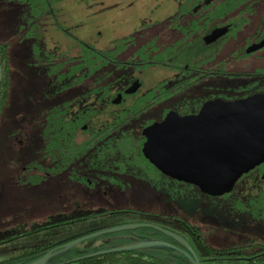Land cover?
Returning <instances> with one entry per match:
<instances>
[{
  "label": "rangeland",
  "instance_id": "rangeland-1",
  "mask_svg": "<svg viewBox=\"0 0 264 264\" xmlns=\"http://www.w3.org/2000/svg\"><path fill=\"white\" fill-rule=\"evenodd\" d=\"M177 1L180 2L49 0L56 17L43 18L34 25L36 32L41 33L40 37L27 34L35 15L24 13L25 6L17 5L15 1L0 2V42L8 45L12 71L10 95L0 113V242L20 233L51 227L46 237L42 232L33 238H21L0 245V260L13 256L16 249L67 241L90 231L114 226L156 222L170 226L166 220H157L160 213L169 216L175 223H185L197 231L206 246L241 247L250 253L254 252L255 246H264V222L256 220L246 211L249 200L257 198H253V193L249 191V178L241 179L230 197L214 200L202 196L186 184L167 180L154 182L144 176L145 179L134 167L129 168L124 176L120 175V179L114 172H107L105 177L109 174L113 178L111 182L107 179L99 182L86 175L84 177L88 182H60L59 178L45 180L41 172H30L31 164L42 160L40 150L43 143L40 144L38 131L44 123L43 117L64 99L61 94H54L56 83L48 77L49 64L45 63L46 59L50 57L59 61L63 55L74 58L81 50L77 40L97 50H110L118 58L132 59L135 51L141 50L144 38L149 35L147 32L155 30L154 23L175 15ZM137 38L141 42L135 44L134 50L130 49L132 45L126 41H136ZM115 49L122 50L116 54ZM62 60L69 62L67 57H62ZM175 61L183 64L188 60L186 54L181 53ZM112 67L106 66L89 80L93 85L111 90L104 100L98 94L101 103L95 100L93 105L99 109L98 114L132 115L142 110L121 128L126 135V129H130L138 137L147 120L161 117L167 111V106L171 107L164 100L154 106L149 105L154 102L152 97L156 93V82L171 76L173 71L164 68ZM135 82L140 83L137 93L125 96V103L119 106L109 104V96L114 97L115 93ZM80 86L82 89L73 95L80 97L85 91L83 87H86V83ZM102 103L104 105H100ZM84 104L79 103L78 109ZM106 119L97 116L93 123H89L85 135L78 129L80 138L77 144L84 142L88 134L94 132L93 127L101 130L103 125L98 123L107 122L104 123L106 127L114 124L111 118ZM119 129V134L107 133L110 134L108 139L100 143L96 141L87 152L97 147L99 149L104 144L109 146V143L120 142L124 132ZM106 146L105 150H109L110 147ZM109 159L101 160L97 168L103 169L105 164L112 167L113 162ZM33 174L35 181L31 180ZM248 194L252 196L248 197ZM95 239L60 251L47 263L57 264L73 256L85 255L109 240L102 237ZM189 239L200 255L203 245L194 238Z\"/></svg>",
  "mask_w": 264,
  "mask_h": 264
},
{
  "label": "flooded vegetation",
  "instance_id": "flooded-vegetation-1",
  "mask_svg": "<svg viewBox=\"0 0 264 264\" xmlns=\"http://www.w3.org/2000/svg\"><path fill=\"white\" fill-rule=\"evenodd\" d=\"M10 1H15L17 5L21 4V6H25L23 8L24 13L35 15L33 17L34 23L28 26L27 31V34L29 33L31 36L40 37L41 35L40 32H36L34 27L37 22H41L43 18L52 17L54 19L56 17V11L49 4V0L47 2L45 0H0L3 3ZM154 25L156 27L155 30L152 33L147 32L149 35L144 38L141 50L139 52L135 51L136 55L132 59H126L125 57L123 59L118 58V55H115L110 50H97L90 46V44L82 43L80 40H77V42L80 44L81 50L74 58L63 55L59 58V61H55L50 57L46 59L45 63L49 64L48 77L54 79V83H56L54 94H61L64 96V99L60 104L53 106L49 111L50 113H46L43 117V122L47 118L51 121L59 120L60 128L54 131V135H56L54 139L50 134L48 135L50 137L46 136L47 132L43 129L38 131L40 144L43 143L40 150L42 160L38 162L34 161L29 168L30 172L38 171L42 173L43 179L59 178L60 182L62 180L72 183L76 181L88 182L84 177L85 175L91 176L99 182H104L106 179L108 182H111L113 178L109 174L105 177L107 172H114L120 179L128 172L129 168L134 167L139 170L143 178L147 177L154 182L167 180V182L172 181L186 184L200 192L202 196L214 200L230 197L231 193L233 194L235 185L241 179L249 178L251 181L248 184L249 191L253 193V198L261 197V195H264V179L262 177L264 174V162L254 167L247 174L242 175L236 181L230 193L217 197L209 196L203 194L190 180L181 176V174L186 173V170L184 167H180L181 164L176 156L159 152L166 150L162 147L167 146L163 145L165 138H163L162 133L159 131L154 133L153 137L150 138L152 146L151 150L147 153L149 157L157 161V164L150 161V158L146 157L143 153L145 144L149 141L143 135V131L154 125H161L170 114H175L179 118L190 121L186 126V130L188 134H192L190 142L192 144L195 140V134L200 135L201 133H208L210 131L207 128V121L220 117L219 112H217L219 104H235L250 99H256L257 105L249 111V115L260 119L264 118V0H180L174 16L166 18L163 22H156ZM126 42L130 43L132 45L130 49L134 50L133 48L141 42V39L137 38L136 41L130 39ZM119 50L122 49H115L114 52L117 54ZM95 52L102 57L110 55L108 58L110 62L121 64L117 66L119 69L164 68L173 71L171 76L156 82L154 85L156 93L152 97L154 102L149 105L154 106L164 100L171 107L167 106V111L161 117L147 120L146 124H143L138 137L132 134L131 132L133 131L130 129H126L128 135L125 134V130H121L138 113L135 112L132 115L123 113L94 114L93 104L95 100L101 103L98 97L94 98V85L92 81H89L94 76L92 70L94 69ZM181 53H185L188 60L183 64L175 61V58ZM62 57L69 58V62H64ZM84 57H87L86 61ZM113 69L115 70V68ZM84 83H86V87H83L85 91L83 89L84 92L81 96L73 95L75 91L82 89L79 85H83ZM89 83H91V86ZM135 83L139 85V88L135 92L137 93L140 89V83ZM11 86L12 73L10 90ZM131 86H127L121 92L115 93L114 97L109 96V104L114 106L124 104L125 96L135 94H125V91ZM118 96H120V102L114 104V100ZM104 98L105 96H103V100ZM79 103H85L81 109H78ZM207 105L210 108L203 114V109ZM97 116L103 120L107 118V121L109 118L113 121L119 120L118 129L120 128L119 130L124 132L121 136V141L112 145L109 143V146L104 144L106 147H110L109 150H105L104 145H102L99 149L97 147L87 152V150L94 146L96 141L100 143L108 139L111 132H118L119 134L118 129L111 128L112 124L106 127L107 124L104 123L107 122L98 123V125H103V128L97 130L93 127L94 132L88 134L87 139L82 142L86 144L85 149L82 145L83 147L79 150L80 145L77 144L80 138L78 129H80L81 133L83 132L82 135H85L89 123H93V120ZM82 123L84 124L82 125ZM168 127L174 131L178 127L177 122L172 120ZM107 133L110 134L108 135ZM167 140H169L168 136ZM51 141L59 143L58 146L53 148L55 160H53L52 155H49L48 151V148H52L48 145ZM167 148V150L172 149V147L168 146ZM113 155H117V157H113ZM107 157L110 158L109 160H112V167L109 168L105 164V168H97L100 167V161L105 160ZM35 179V175L33 174L31 180L35 181ZM252 195L248 194L247 196L251 197ZM261 199H264V196ZM169 218V216L160 213L157 220H166L170 226L157 222L155 224L151 223V225L161 227L185 239L196 254L200 264L208 260L209 258L202 256V251L200 255L196 253L189 239L194 238L202 244L198 232L185 223H175L173 219ZM58 226H61V224ZM48 228L51 227L46 226L32 232L43 230L42 232L44 233ZM96 231L100 230L79 235L67 240L66 243ZM146 239L150 238L146 237ZM160 239L159 241L189 254L183 246L171 238L163 235ZM110 240L111 238L106 240L104 244L111 243ZM62 242H65V240L27 248L23 247L16 249L13 255L18 251L31 247H46L47 245H54L50 251H52V254H57L60 248L66 244ZM204 247L205 245H203ZM56 249L58 250L55 251ZM77 257L69 261L77 259ZM183 257L181 259L184 262L192 263L189 258ZM228 259L229 257H221L215 260L224 261ZM65 262H68L67 259L57 264Z\"/></svg>",
  "mask_w": 264,
  "mask_h": 264
},
{
  "label": "water",
  "instance_id": "water-1",
  "mask_svg": "<svg viewBox=\"0 0 264 264\" xmlns=\"http://www.w3.org/2000/svg\"><path fill=\"white\" fill-rule=\"evenodd\" d=\"M1 81L2 69L0 66V84ZM138 88L139 85L135 83L125 91V94H133ZM119 102L120 96L114 100V104H118ZM256 103V99H250L235 104H219L217 112H219L220 117L207 121V128L210 131L208 133H201L200 135L195 134V140L192 144L190 143L192 134H188L186 130V126L190 121L179 118L175 114H170L161 125H154L143 131V135L149 139L145 144L143 153L146 157H149L147 153L151 150L152 146L150 138L153 137L154 133L159 131L162 133L163 138H165L163 145L172 147L170 150H167V146L162 147L166 150L159 152L172 154L179 159L180 167H184L186 170V173L181 174L183 178L185 177L187 180H190L203 194L214 197L228 194L242 175L247 174L254 167L264 162V118L260 119L249 115V111L257 105ZM209 108L210 106L207 105L202 113L204 114ZM172 120H175L178 125L174 131L168 127ZM167 136L169 140H167ZM174 139L175 141H173ZM157 145L159 146V144ZM149 158L150 161L157 164L155 159ZM262 177L264 179V174ZM133 229H152L162 233L189 252L188 254L181 251L184 256L191 260L192 264H200L196 254L185 239L161 227L146 223L124 224L93 232L66 243L57 253L91 239ZM152 247L176 249L161 241H146L122 248L95 252L72 261L97 257L121 250ZM54 255L52 251H49L41 258L29 264H48L47 261Z\"/></svg>",
  "mask_w": 264,
  "mask_h": 264
},
{
  "label": "trees",
  "instance_id": "trees-1",
  "mask_svg": "<svg viewBox=\"0 0 264 264\" xmlns=\"http://www.w3.org/2000/svg\"><path fill=\"white\" fill-rule=\"evenodd\" d=\"M94 69L92 70L94 74H97L101 69L105 68L106 66H119L121 64L112 63L108 60L110 55H106V57H102L97 52L94 53ZM87 57H84L86 61ZM112 58V57H110ZM0 66L2 69V81L0 84V113L6 107L8 98H9V86L11 80V62L9 57L8 45L6 43L0 42ZM90 71V72H92ZM99 85H94L93 94L94 97H97L98 94L102 96H107L110 89L107 87H98ZM104 105V104H100ZM98 108L94 107V114H98ZM137 111L136 113H139ZM47 113H50L49 111ZM114 123L111 128L118 129L119 120L113 121ZM81 124V123H80ZM45 132H47L46 136L49 134L52 135L54 139L56 135H54V131H57L60 128L59 120L51 121V120H44L42 126H40ZM44 132V133H45ZM51 132V133H50ZM50 137V136H48ZM52 148H48L49 155L53 156V160H55L54 156V149L55 146H58L59 143L56 141H51L49 144ZM79 150L81 147H86L85 143L79 144ZM83 145V146H82ZM261 197H257L255 200H249L246 206L249 208L246 209L250 215L258 221L264 222V199ZM245 209V208H244ZM51 228H48L44 231L43 235L46 237L49 235V231ZM43 231V230H42ZM42 231H36L32 233H20L19 235L10 237L6 240L0 242V245L10 244L20 240L21 238L26 237H36L38 233ZM150 239H146V237ZM102 238H111V243L101 245L95 249H91V251L85 255L86 256L95 252H100L104 250H110L113 248H122L126 246H131L139 242H146V241H159L161 240L160 237L163 235L157 231L151 229H133L127 230L123 232H119L116 234H108L101 236ZM136 238V239H135ZM95 239L91 240L94 241ZM201 240V239H200ZM62 242V243H66ZM248 244V241L246 242ZM59 245V244H56ZM202 245H205L202 242ZM51 246V247H50ZM54 245H47L46 247L38 246V247H31L29 249L21 250L15 253L12 257L7 259L0 260V264H29L42 256L48 253ZM61 249V248H60ZM56 249L55 251H57ZM184 255L181 251H177L176 249L172 248H165V247H152V248H140V249H132V250H121L118 252H111L109 254L100 255L97 257L81 259L77 261H69L77 256H73L67 259V263L62 264H192L188 263L187 261L184 262L181 258ZM202 256L204 258H209L202 262V264H264V246H255L254 252L250 253L244 251L241 247H224V248H214L210 246H206L202 250ZM77 257V258H79ZM221 257H229L228 260L218 261L215 260L216 258ZM211 258V259H210Z\"/></svg>",
  "mask_w": 264,
  "mask_h": 264
}]
</instances>
